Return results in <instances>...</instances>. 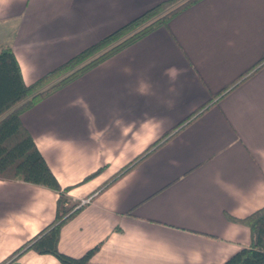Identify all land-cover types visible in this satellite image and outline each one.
Here are the masks:
<instances>
[{
	"label": "crops",
	"instance_id": "crops-1",
	"mask_svg": "<svg viewBox=\"0 0 264 264\" xmlns=\"http://www.w3.org/2000/svg\"><path fill=\"white\" fill-rule=\"evenodd\" d=\"M163 1L0 0V49L30 85ZM263 57L264 0H200L23 111L70 202L89 199L58 250L98 246L92 264H224L248 247L230 219L264 207V63L98 188ZM57 198L0 180V264L54 220ZM5 264L60 263L28 250Z\"/></svg>",
	"mask_w": 264,
	"mask_h": 264
},
{
	"label": "trees",
	"instance_id": "trees-1",
	"mask_svg": "<svg viewBox=\"0 0 264 264\" xmlns=\"http://www.w3.org/2000/svg\"><path fill=\"white\" fill-rule=\"evenodd\" d=\"M198 1L200 0H165L160 2L30 85L23 82L18 62L11 48L3 47L0 49V180L20 181L41 186L58 194L54 220L36 236L15 250L1 264L14 260L28 250L40 255H51L60 264H92L91 258L99 249L98 246H95L77 258L67 256L58 250L62 225L72 218L82 205L78 206V203H71L66 196L67 188L62 189L59 186L30 134L22 125L21 113L32 107L40 98L75 80L81 74L155 28L166 27L172 18ZM263 63L264 57L239 78L213 95L207 103L196 109L175 128L150 144L134 160L110 176L98 188V191L107 189L122 178L176 130L202 113L212 99L222 97L224 93L242 82ZM99 172L100 170H97L85 180L91 179ZM230 220L248 228L250 245L234 253L224 264H264V207L245 218H231Z\"/></svg>",
	"mask_w": 264,
	"mask_h": 264
},
{
	"label": "built area",
	"instance_id": "built-area-1",
	"mask_svg": "<svg viewBox=\"0 0 264 264\" xmlns=\"http://www.w3.org/2000/svg\"><path fill=\"white\" fill-rule=\"evenodd\" d=\"M88 201H89V199L82 200V201L80 202V204H78V205H79V206H80V205H84V204L88 203Z\"/></svg>",
	"mask_w": 264,
	"mask_h": 264
}]
</instances>
